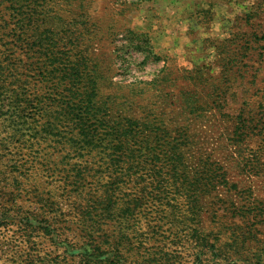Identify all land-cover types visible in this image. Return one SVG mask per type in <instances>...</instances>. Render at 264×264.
<instances>
[{
  "label": "rangeland",
  "instance_id": "374dc122",
  "mask_svg": "<svg viewBox=\"0 0 264 264\" xmlns=\"http://www.w3.org/2000/svg\"><path fill=\"white\" fill-rule=\"evenodd\" d=\"M0 264H264V0H0Z\"/></svg>",
  "mask_w": 264,
  "mask_h": 264
},
{
  "label": "trees",
  "instance_id": "16d2710c",
  "mask_svg": "<svg viewBox=\"0 0 264 264\" xmlns=\"http://www.w3.org/2000/svg\"><path fill=\"white\" fill-rule=\"evenodd\" d=\"M24 28H25V26L24 25H22V27H21V29H22V31L24 30ZM71 65V64H70ZM68 69H64V70H59V72L61 73V74H63V76L60 74L59 75V78H60V80L62 81V80H67V79H69V82L70 83H73V82H77V83H80L81 82V78L79 77V74H80V67H79V65H75L74 63H73V65L72 66H69V67H67ZM95 91V89H93V92ZM82 102H84L85 103V101H82ZM87 105H84V103L82 104V105H80V106H78V105H76V106H74V107H71L72 108V110H73V112H74V116L76 117V110H78V109H80L81 111L85 108V110H90L91 108L89 107L90 106V104H91V97L90 96H88V100H87ZM81 113L82 112H80L79 113V116H80V118H77L76 117V119H80L81 120ZM151 161H153L154 163H152L151 162V165H147V167H146V169L150 166V168H151V173H153L154 175H152L153 177H155V176H157L156 175V173L157 174H159L160 173V169H162L161 167H160V163H159V161L160 160H158V159H152ZM157 165H159V168L158 169H156L157 168ZM196 234V236H198L197 235V233H195ZM204 240H206V238H204ZM87 256H93V254L92 255H89V254H86Z\"/></svg>",
  "mask_w": 264,
  "mask_h": 264
}]
</instances>
